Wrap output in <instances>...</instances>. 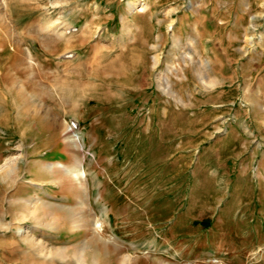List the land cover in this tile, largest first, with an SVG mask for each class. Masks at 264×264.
<instances>
[{"label":"rangeland","instance_id":"obj_1","mask_svg":"<svg viewBox=\"0 0 264 264\" xmlns=\"http://www.w3.org/2000/svg\"><path fill=\"white\" fill-rule=\"evenodd\" d=\"M130 1L0 0V264H264V0Z\"/></svg>","mask_w":264,"mask_h":264},{"label":"bare ground","instance_id":"obj_2","mask_svg":"<svg viewBox=\"0 0 264 264\" xmlns=\"http://www.w3.org/2000/svg\"><path fill=\"white\" fill-rule=\"evenodd\" d=\"M129 5L134 9V10H137V9H139V11H146L148 8H149V6H150V4L148 3V2H146V1H141V0H132V1H130L129 2ZM138 11V10H137ZM51 26V25H50ZM56 26V25H55ZM52 27V26H51ZM52 29H54V30H56L55 29V27L54 28H52ZM72 56V53H71V51H68L67 53H66V56ZM74 56V55H73ZM75 125V124H74ZM76 126V125H75ZM14 158V157H13ZM16 159V158H15ZM15 159H8L6 162H5V164L3 165V166H0V172H2L3 174L4 173H6V174H8V175H11V174H13V173H17V171L20 169V166H19V163L15 160ZM55 163H53V165H54ZM53 165H50V166H53ZM56 165H61V167L62 168H64V166H63V164H61L60 162H58V164H56ZM68 170V169H67ZM69 172H71L72 174L73 173H75V174H77L78 172H80L81 171V168H74V169H71L70 168V170H68ZM82 173H84V171H82ZM4 177V176H3ZM36 202H39L40 200H42L41 199V197H40V195L39 196H37L35 199H34ZM101 223V222H100ZM100 228H102V227H100Z\"/></svg>","mask_w":264,"mask_h":264},{"label":"built area","instance_id":"obj_3","mask_svg":"<svg viewBox=\"0 0 264 264\" xmlns=\"http://www.w3.org/2000/svg\"><path fill=\"white\" fill-rule=\"evenodd\" d=\"M70 130L76 134L77 136V133H76V127L73 126V125H70ZM79 138V136H77V139ZM209 262H212L214 264H220V263H223V260L221 257H212L208 260Z\"/></svg>","mask_w":264,"mask_h":264},{"label":"crops","instance_id":"obj_4","mask_svg":"<svg viewBox=\"0 0 264 264\" xmlns=\"http://www.w3.org/2000/svg\"><path fill=\"white\" fill-rule=\"evenodd\" d=\"M30 51H31V50H30ZM31 52L33 53V51H31ZM43 53H44V52H43ZM44 54H46V53H44ZM34 55H35V54L33 53V56H34ZM19 166H20V165H19ZM239 263H240V262H239ZM239 263H238V264H239Z\"/></svg>","mask_w":264,"mask_h":264}]
</instances>
